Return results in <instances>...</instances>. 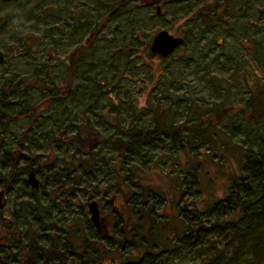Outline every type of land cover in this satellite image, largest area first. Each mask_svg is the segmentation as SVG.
I'll return each mask as SVG.
<instances>
[{
  "label": "rangeland",
  "instance_id": "1",
  "mask_svg": "<svg viewBox=\"0 0 264 264\" xmlns=\"http://www.w3.org/2000/svg\"><path fill=\"white\" fill-rule=\"evenodd\" d=\"M158 4L0 0V96L7 93L0 97V114L42 102L29 116L0 119V264L2 259L20 264L18 239L47 243L64 234L74 239V229L109 246L113 209H130L127 196L136 192L132 202L151 208L157 218L152 238L164 245L154 255L143 254L142 247L132 250L124 256L137 262L131 264H199L223 247L218 230L193 242V210L226 193L230 177L239 173L241 145L255 144L264 132V120L249 119L244 108L251 109L246 99L254 80L264 82V21L256 14L264 10V0L243 3L231 19L221 14L219 0ZM160 28L185 39L165 57L147 50ZM84 41L72 68L68 55ZM234 67L243 73L235 77ZM8 79L19 81L11 86ZM221 103L230 107L212 120L219 136L184 128L182 147L162 133L133 148L101 142L86 154L71 138L75 131L83 137L96 131L126 139V132L165 116L166 123L195 122L202 128L204 116ZM49 152L50 165L32 162L43 183L32 191L24 153L42 159ZM25 198L36 206L22 212ZM90 199L100 209L102 240L94 235ZM130 210L127 218L137 221ZM235 248L230 245L227 255Z\"/></svg>",
  "mask_w": 264,
  "mask_h": 264
},
{
  "label": "trees",
  "instance_id": "2",
  "mask_svg": "<svg viewBox=\"0 0 264 264\" xmlns=\"http://www.w3.org/2000/svg\"><path fill=\"white\" fill-rule=\"evenodd\" d=\"M140 1L143 4L151 5L154 3H161L164 5V3L169 0ZM249 1L250 0H233V2L236 3V5H233L235 3H229L227 0H219V7L220 10H222L221 14H224L228 18L236 12L239 14L240 11L238 10L243 3ZM224 2L227 4H224ZM156 14L161 15L162 11L160 10V12L157 13L156 10ZM221 14L217 13L216 15L222 18ZM256 14L258 16L261 15L259 19L264 21V10H261V12L258 11ZM227 17L223 18L228 19ZM184 40L183 37L182 44H184ZM81 45L75 47L68 55L72 63V68L77 61L78 53L81 52V48L86 46L85 41ZM246 49L247 48H245V50ZM147 50L150 55H153L154 52L150 50V45H148ZM234 69L236 74L235 77L243 73L235 67ZM18 81L19 80L12 81L8 79L6 83L15 86ZM251 92V99H246V103L249 104L251 109L247 110L246 106H244L245 114L249 119H255V121L264 120V82L258 84V82L254 80ZM6 94V91L3 90L0 97ZM40 105H42V102L28 105L25 109L17 110L10 114H0V119L6 122L11 119L29 116L34 113ZM219 105L221 106L217 107V109L211 113L209 111V114L204 116L207 118V125L202 128L195 122L187 126H185V122L174 124L170 120V122L166 123L165 120L167 117L165 116L160 123L156 122L151 127H135L133 131L126 132L128 137L126 139L105 137L96 131L89 132L86 137L81 136L78 131H75L71 134V138L77 146L86 147V149H88L86 154L92 153V147H96L101 142L105 144L111 143L110 146H119L120 148H133L140 144V142L148 141L162 133L172 136L173 142H175V144L178 143V145L182 147L184 144L179 135L184 128H188L193 134L199 136H202L205 132L208 134L209 130H211V137L216 134L219 136L218 131L212 126V120L221 119L227 113V108L230 107L224 103ZM257 139L258 141L256 140L257 142L255 144L250 143L246 146L245 144L241 145L242 158L239 173L233 174L230 177L226 193L219 199L209 203L203 209L193 210V217L196 218L195 221L193 220V242L202 239L201 236L208 237L210 233L217 230L218 234L224 240L222 248L215 249L209 257L203 259L199 264H264V132L259 131ZM14 150L15 152L18 151L17 148ZM24 155L29 160L30 164L28 172L30 170L35 171L32 162H38L48 166L54 160V157H52L53 153L50 152L42 159L37 155H31L29 153H24ZM74 163L81 164L82 162L77 160ZM11 166L12 168L14 167L13 165ZM42 186L43 183L39 180L37 188ZM35 189L36 188H33L32 191ZM136 193L127 196V205H129L131 210L127 208L113 209V214H115L113 225L114 233L113 236L111 235V237L106 240L109 242V246L102 245V247H100V243H96L98 241L88 238L89 236L81 237L80 233H75L77 229L72 231V235L75 237L74 239L68 234H64L63 239H53L47 243H42L40 240L34 238L27 241L18 239L22 255L20 264H131V262H137L134 259L130 261L129 258L126 259L124 256H130L132 250H137L142 247L145 249L143 254L147 253L151 255H154L157 250H163L161 247L164 244L159 245L152 238V223L157 220V218L152 214L151 208L146 209L143 205L141 206L140 202H132L131 196ZM142 194L143 193L139 191L138 195ZM20 204V210H22V212L24 208L31 204L36 206L34 201L29 198L23 199L20 201ZM143 209L148 211V216L142 213ZM129 210L134 213V216L137 214V221L127 218L125 213L129 212ZM214 213H216V215L211 217ZM146 219L149 220L148 224L144 222ZM101 230L98 232L96 228L95 230L93 229L94 235L99 237ZM188 237L191 238L190 234ZM99 238L101 240L103 239V237ZM86 241L89 243H86ZM232 244L235 245L236 248L231 254L227 255V249ZM88 252L89 255H87ZM243 255L247 257L242 258ZM1 261L3 262L2 264H10L5 259Z\"/></svg>",
  "mask_w": 264,
  "mask_h": 264
},
{
  "label": "water",
  "instance_id": "3",
  "mask_svg": "<svg viewBox=\"0 0 264 264\" xmlns=\"http://www.w3.org/2000/svg\"><path fill=\"white\" fill-rule=\"evenodd\" d=\"M182 42L183 37L181 35H175L165 28H160L152 36V39L150 41V50L161 56H167L168 54L172 53L177 47H179ZM2 59L3 54L0 51V61H2ZM26 181L33 188H37L39 185V179L36 177L33 170H30L27 173ZM87 206L90 213V220L95 226L96 230L99 232L101 230V218L98 203L95 199H91L88 201Z\"/></svg>",
  "mask_w": 264,
  "mask_h": 264
},
{
  "label": "flooded vegetation",
  "instance_id": "4",
  "mask_svg": "<svg viewBox=\"0 0 264 264\" xmlns=\"http://www.w3.org/2000/svg\"><path fill=\"white\" fill-rule=\"evenodd\" d=\"M158 9V10H157ZM156 10L158 11V12H160V5H158L157 7H156ZM176 35V34H175Z\"/></svg>",
  "mask_w": 264,
  "mask_h": 264
}]
</instances>
